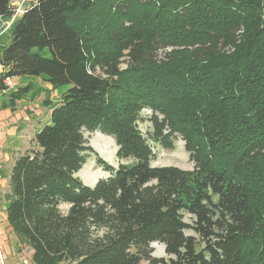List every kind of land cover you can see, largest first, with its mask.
<instances>
[{"label": "trees", "instance_id": "trees-1", "mask_svg": "<svg viewBox=\"0 0 264 264\" xmlns=\"http://www.w3.org/2000/svg\"><path fill=\"white\" fill-rule=\"evenodd\" d=\"M0 66L11 101L65 88L3 195L31 264H264V0H31ZM95 132L119 163L88 186ZM177 138L192 169L152 166Z\"/></svg>", "mask_w": 264, "mask_h": 264}, {"label": "rangeland", "instance_id": "rangeland-1", "mask_svg": "<svg viewBox=\"0 0 264 264\" xmlns=\"http://www.w3.org/2000/svg\"><path fill=\"white\" fill-rule=\"evenodd\" d=\"M11 7L13 8V16L9 18L1 19V30H0V53L2 48L10 42V34L12 25L17 16L31 4V0H11ZM0 74H2V68L0 66ZM13 87L11 91L14 93L18 88L28 90L19 99L10 100L9 95H5L1 101L7 105L12 111V117L19 118L16 120L15 127L18 128L19 132V143L13 151L12 159L15 160L19 155L25 153L28 150L36 148L34 144V135L41 129L49 120V113L54 105L60 102L62 93L65 88L54 89L42 79H30V78H11ZM147 114V113H146ZM146 122L139 124L140 130L144 133L146 130ZM89 145L95 152V155H90L87 162L82 169L77 173V177L82 180L85 185L93 186L99 179L108 177L101 167L96 163V156L100 157L110 166L116 168L119 161L116 158V146L113 139L103 136L102 134L95 132L92 134L85 133ZM173 149L167 150L162 148L160 145H153V151L155 158L152 161V166H174L181 170L189 171L193 165L189 162L188 154L185 152L183 142L177 138L173 140ZM102 150V151H101ZM9 165H7L6 170ZM67 206L63 205L62 210L66 211ZM186 235H192L191 231H186ZM153 249V256L157 258L166 257L164 253V247L161 244L154 243L151 245ZM28 250L24 251L18 260L26 259L28 261ZM29 262V261H28ZM31 264V262H29ZM144 264V263H142Z\"/></svg>", "mask_w": 264, "mask_h": 264}, {"label": "crops", "instance_id": "crops-1", "mask_svg": "<svg viewBox=\"0 0 264 264\" xmlns=\"http://www.w3.org/2000/svg\"><path fill=\"white\" fill-rule=\"evenodd\" d=\"M4 96H0V264H20L18 260L20 255L27 251L21 248L11 233L6 220V202L3 195L8 189V175L13 165V151L19 143L18 128L15 127L16 120H20L15 116L12 117L10 108L3 107L2 100ZM7 169L5 172L4 169ZM29 258V259H28ZM28 261L31 259V252L28 251Z\"/></svg>", "mask_w": 264, "mask_h": 264}, {"label": "built area", "instance_id": "built-area-1", "mask_svg": "<svg viewBox=\"0 0 264 264\" xmlns=\"http://www.w3.org/2000/svg\"><path fill=\"white\" fill-rule=\"evenodd\" d=\"M2 26H1V20H0V30H1ZM5 89L2 90V93H5L6 91H8L9 89H12L13 84L11 82V78H5V80L3 81ZM20 264H29V262L26 259L21 260Z\"/></svg>", "mask_w": 264, "mask_h": 264}, {"label": "bare ground", "instance_id": "bare-ground-1", "mask_svg": "<svg viewBox=\"0 0 264 264\" xmlns=\"http://www.w3.org/2000/svg\"><path fill=\"white\" fill-rule=\"evenodd\" d=\"M102 151V150H101Z\"/></svg>", "mask_w": 264, "mask_h": 264}]
</instances>
